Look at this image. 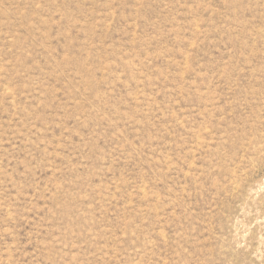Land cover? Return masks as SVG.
I'll return each instance as SVG.
<instances>
[{"label": "rangeland", "instance_id": "rangeland-1", "mask_svg": "<svg viewBox=\"0 0 264 264\" xmlns=\"http://www.w3.org/2000/svg\"><path fill=\"white\" fill-rule=\"evenodd\" d=\"M0 264H264V0H0Z\"/></svg>", "mask_w": 264, "mask_h": 264}]
</instances>
